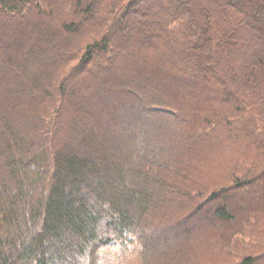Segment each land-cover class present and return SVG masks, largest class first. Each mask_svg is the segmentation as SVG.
<instances>
[{
    "label": "trees",
    "instance_id": "16d2710c",
    "mask_svg": "<svg viewBox=\"0 0 264 264\" xmlns=\"http://www.w3.org/2000/svg\"><path fill=\"white\" fill-rule=\"evenodd\" d=\"M162 1L0 0V264L264 262V0Z\"/></svg>",
    "mask_w": 264,
    "mask_h": 264
},
{
    "label": "rangeland",
    "instance_id": "374dc122",
    "mask_svg": "<svg viewBox=\"0 0 264 264\" xmlns=\"http://www.w3.org/2000/svg\"><path fill=\"white\" fill-rule=\"evenodd\" d=\"M159 1L161 3V7H160L161 8V11L162 12H166V13L167 12H170L165 2L162 1V0H159ZM142 4H143L142 2L139 3V5H142ZM177 5L178 6H177L176 11L181 12L183 10V8H184L183 7L184 6L183 2H180ZM156 6H154L153 10L156 11V13H158L160 15L159 8H156ZM189 14L191 16L193 14V12L190 10V13ZM149 15L150 16L153 15L152 12L149 13ZM155 15H154L153 20H154L155 24L157 25L160 22H159V19L158 18H155ZM131 17H132V15H131ZM131 17L127 18L123 22V24L126 25V23H131V19H130ZM189 20H190V18H189ZM187 25H188V23H186V26L185 27H188V26L190 27V25H188V26ZM136 27H137V25H136ZM184 32H186L185 29L180 30L179 34H184ZM142 33L144 35L148 34V33L144 32V31ZM179 34L177 32V35H179ZM162 53H163V51H162ZM255 53H256L257 56L259 55V51L256 50ZM178 54H180V53H178ZM164 55H165V53H164ZM150 58H152V57H150ZM150 61H152V60L150 59ZM157 70L159 72H161V73L163 71V69H161V68H158ZM160 77H161V79H160L159 82L161 83V82L164 81L163 84H165L168 87H171V86H173V85L176 84L174 81H172V79H170L167 76H164L163 75V77H162V75H161ZM210 82H211V84H209L208 87H206L204 89L199 88V86H196L195 87L194 85H191L188 88V92L190 94H192V95H190L189 97H192L195 101H197L199 103V105L202 104L203 107H205V108L212 109V108H217L219 106L220 108L223 109V111L225 109L226 110L229 109V111H231V108H230L231 106L230 105H233V106L237 105V101L235 99L233 100L232 98L230 99V97L227 96L228 94H226L225 91L219 89L218 86H217V84L214 82V79L212 77H210ZM85 92L86 91L83 90V89H80V91L78 90L77 97H79V95H82V96L85 97ZM152 114H154L153 115L154 117L156 115H161V116L164 115V113L162 111H158L157 113H152ZM65 117H66V114H65V112H63L62 113V119H65ZM228 147L229 146H227V144L224 141L221 142V143L214 144L213 146H211V148L209 149V151H207L205 153H204V150L203 151H200L199 152V155H200L199 157L201 159L210 160V162L213 161V160H217V157L219 156V152L221 150L227 149ZM245 147L248 148L249 151H247V153L251 156V158L255 159V158L258 157V155H257V153H256L255 150H251L250 151V149H251L250 147L251 146L249 144L247 146L245 145ZM199 224L200 223H198L197 221L194 223L195 226L196 225L198 226ZM204 250H206V248H204ZM132 255H134V250H133V252H130V256H132ZM106 259H107V261L110 260L112 263H116L117 262L116 251L115 250H111L108 253V256L106 257ZM261 264H264V262H262Z\"/></svg>",
    "mask_w": 264,
    "mask_h": 264
}]
</instances>
